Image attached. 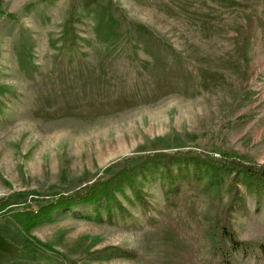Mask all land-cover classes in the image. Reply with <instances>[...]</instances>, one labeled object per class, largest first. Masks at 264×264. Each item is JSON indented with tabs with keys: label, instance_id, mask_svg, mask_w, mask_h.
<instances>
[{
	"label": "rangeland",
	"instance_id": "1",
	"mask_svg": "<svg viewBox=\"0 0 264 264\" xmlns=\"http://www.w3.org/2000/svg\"><path fill=\"white\" fill-rule=\"evenodd\" d=\"M255 13L206 0H0V198L24 202L0 211V264H63L30 239L14 240V218H32L50 195L92 184L125 158L233 151L264 165ZM70 17L81 38L74 49L62 41ZM157 177L138 182L158 227L138 205L118 226L79 219L90 211L80 207L54 213L32 234L80 264H209L202 201L187 194L183 212L166 209ZM247 201L249 216L233 225L242 240L264 242V201L260 212L254 197ZM109 247L140 259L96 253ZM257 257L264 264L260 253L238 254L240 264Z\"/></svg>",
	"mask_w": 264,
	"mask_h": 264
},
{
	"label": "trees",
	"instance_id": "2",
	"mask_svg": "<svg viewBox=\"0 0 264 264\" xmlns=\"http://www.w3.org/2000/svg\"><path fill=\"white\" fill-rule=\"evenodd\" d=\"M206 1L224 11L256 9L254 35L255 38L260 35L264 49V0L258 8L252 2L241 0ZM73 23L74 20L70 17L62 41L74 49L79 47L78 40L81 38L75 34ZM115 170L117 171L114 172ZM153 174H158L154 181L159 182L166 209L183 212L182 199L187 194H194L202 201L204 209L200 218L204 225L202 236L209 244V264H240L239 253H260L264 258V242L242 240L233 225L234 216H249L247 197L256 199L255 211L260 212L264 201V165L252 162L233 151H224L218 156L187 150L128 157L112 164L92 184L67 194L50 195L46 199L49 204L35 214L33 212L32 215L35 216L32 218H25V221L20 218L14 220L21 233L40 248L62 259L63 264H80L41 242L32 234V230L39 224L49 222L50 217L58 211H73L80 207H90V211L80 214L79 219L98 225L118 226L117 218H132L129 206L136 205L148 216L146 224L152 228L158 227L160 222L151 214L154 205L138 182L139 179L147 180ZM15 197L16 195L0 198V211L13 213L15 208L24 203ZM32 199L42 201L39 198ZM96 253L108 254V260L140 259L137 251L120 247L105 248ZM259 261L257 257L256 264H260Z\"/></svg>",
	"mask_w": 264,
	"mask_h": 264
},
{
	"label": "crops",
	"instance_id": "3",
	"mask_svg": "<svg viewBox=\"0 0 264 264\" xmlns=\"http://www.w3.org/2000/svg\"><path fill=\"white\" fill-rule=\"evenodd\" d=\"M8 218V217H7ZM5 218V219H7ZM4 220V219H3ZM2 220V221H3ZM15 221V220H14ZM2 222L0 221V226H1ZM16 224V222H15ZM14 224V227L13 228V234H12V238L14 240H16L17 242H19L20 244H22L23 242L25 243V240L28 239L23 233H21L20 229H19V226L16 224ZM18 226V227H17ZM25 262H22V261H8L4 264H24Z\"/></svg>",
	"mask_w": 264,
	"mask_h": 264
}]
</instances>
